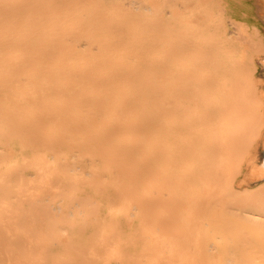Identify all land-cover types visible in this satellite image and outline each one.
<instances>
[{"label": "bare ground", "instance_id": "1", "mask_svg": "<svg viewBox=\"0 0 264 264\" xmlns=\"http://www.w3.org/2000/svg\"><path fill=\"white\" fill-rule=\"evenodd\" d=\"M220 103L264 113V0H0V264H264L259 171L228 200L203 164Z\"/></svg>", "mask_w": 264, "mask_h": 264}, {"label": "rangeland", "instance_id": "2", "mask_svg": "<svg viewBox=\"0 0 264 264\" xmlns=\"http://www.w3.org/2000/svg\"><path fill=\"white\" fill-rule=\"evenodd\" d=\"M235 37H237L236 31ZM248 71L244 70L240 73L244 78H247ZM234 82L233 77L225 79V87L230 86ZM226 105L220 103L215 105L210 111L212 114L207 119V124L201 127L200 136H203L211 144L209 149V157H205L203 164L206 171L214 177V182L221 189L222 196L224 189L229 185L238 183H252L247 173L252 170L259 171L258 176L264 180V113L259 109L253 108L251 105H231V111H238L241 114V121L238 124L230 121L228 117L223 118ZM211 165V167H209ZM204 168V167H203ZM222 178L220 179V177ZM248 180V181H246ZM263 182H260L256 189H244L245 193H253L255 190H260ZM218 188V189H219ZM54 196L53 193L47 194ZM227 195V194H226ZM232 196L226 199H232ZM225 200V199H224ZM226 206L224 210L235 208L232 204L223 202ZM219 202L213 201L212 207L219 209ZM38 216L43 219V210H36Z\"/></svg>", "mask_w": 264, "mask_h": 264}]
</instances>
